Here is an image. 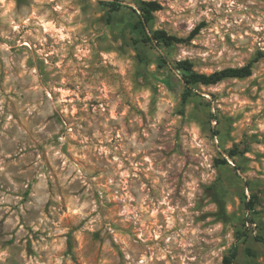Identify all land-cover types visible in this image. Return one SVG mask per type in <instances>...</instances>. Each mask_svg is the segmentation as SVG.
Here are the masks:
<instances>
[{"label":"clouds","instance_id":"obj_1","mask_svg":"<svg viewBox=\"0 0 264 264\" xmlns=\"http://www.w3.org/2000/svg\"><path fill=\"white\" fill-rule=\"evenodd\" d=\"M109 4L0 0V264H264V0Z\"/></svg>","mask_w":264,"mask_h":264},{"label":"trees","instance_id":"obj_2","mask_svg":"<svg viewBox=\"0 0 264 264\" xmlns=\"http://www.w3.org/2000/svg\"><path fill=\"white\" fill-rule=\"evenodd\" d=\"M109 6L113 10L118 11V10H121V8L124 6V4L121 1H119V0H112V1H110ZM151 7L154 8V7H156V5H152ZM143 11L145 13V17H147V18L141 17L140 21H142V25L147 26L148 25V21L151 19L150 10L148 8H145V9H143ZM160 35L163 36V33H161ZM181 67L190 68V65L185 64V65H181ZM242 74L243 73H231V72L223 73V74H217L215 77H212L211 80H205V83L213 82V81H215L217 79H220L222 76H225V75H242ZM193 79H203V78H201V77H193ZM224 162H226V161H224ZM249 206H250V208H252L253 205L250 204Z\"/></svg>","mask_w":264,"mask_h":264},{"label":"rangeland","instance_id":"obj_3","mask_svg":"<svg viewBox=\"0 0 264 264\" xmlns=\"http://www.w3.org/2000/svg\"><path fill=\"white\" fill-rule=\"evenodd\" d=\"M110 1H112V0H110ZM119 1H121V2L124 4V6H123L122 8H127L128 5L131 4V3H137V0H119ZM122 8H121V9H122ZM118 11H119V10H118ZM140 19H141V17H138V18H137L138 21H140ZM140 27H141V24H140V23H136V24H133V25H132V29H133V31H136L137 28H140ZM180 27H181V29H184V28H186V25H181ZM143 28H144V29H147L148 31H150V29L148 28V25H147V26L143 25ZM169 67H171V65H169ZM213 99H215V95H213ZM181 151H182V149H181ZM185 155H188V154L185 153ZM188 158H189V160L191 159L190 156H189ZM220 163L226 164V162H224V161H220ZM231 182H232V181H231V176H227L226 179H225V183H231ZM209 194L212 195L213 193L210 192ZM256 202H257V201H256V198H255V196H254V198H253V203H256ZM248 207L250 208L249 205H248ZM221 212H223V207H222V206H221Z\"/></svg>","mask_w":264,"mask_h":264}]
</instances>
